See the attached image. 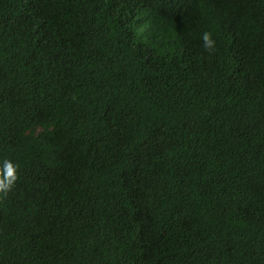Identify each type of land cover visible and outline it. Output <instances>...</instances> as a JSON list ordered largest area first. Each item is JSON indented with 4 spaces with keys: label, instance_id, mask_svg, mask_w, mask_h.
<instances>
[{
    "label": "trees",
    "instance_id": "16d2710c",
    "mask_svg": "<svg viewBox=\"0 0 264 264\" xmlns=\"http://www.w3.org/2000/svg\"><path fill=\"white\" fill-rule=\"evenodd\" d=\"M84 1L0 0V264H264V0Z\"/></svg>",
    "mask_w": 264,
    "mask_h": 264
},
{
    "label": "clouds",
    "instance_id": "9594fccd",
    "mask_svg": "<svg viewBox=\"0 0 264 264\" xmlns=\"http://www.w3.org/2000/svg\"><path fill=\"white\" fill-rule=\"evenodd\" d=\"M94 4L98 7L103 6H113L117 8L119 5L122 7H128V6H140L139 4L143 3V6L148 7V0H93ZM80 5L83 9L88 7L87 3L84 0H79ZM157 10V9H156ZM158 12V11H157ZM159 14V12H158ZM164 27H167L163 25ZM155 40L153 38L152 41L159 45L160 43H163L166 41L165 38L158 35L156 32H154ZM202 41L203 46L208 51H213L215 46V41L212 39V34L210 32H204L202 34ZM17 167L13 162L10 160H3L2 166H0V198H6L9 194V192L13 189L15 186V183L18 179L17 175Z\"/></svg>",
    "mask_w": 264,
    "mask_h": 264
}]
</instances>
